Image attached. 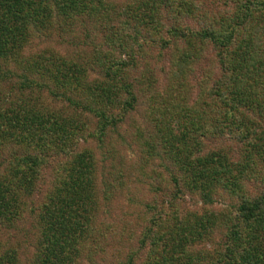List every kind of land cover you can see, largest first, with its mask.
I'll use <instances>...</instances> for the list:
<instances>
[{"label": "trees", "instance_id": "16d2710c", "mask_svg": "<svg viewBox=\"0 0 264 264\" xmlns=\"http://www.w3.org/2000/svg\"><path fill=\"white\" fill-rule=\"evenodd\" d=\"M231 1L233 9L210 12L199 29L172 24L171 39L161 45L170 51L168 83L163 92L154 94L150 125L136 128L134 138L148 133V150L169 162L174 190L166 200L168 210L153 215L142 230L139 243L145 254L140 264H264V188L256 195L244 188L245 174L258 159L264 162V0ZM113 4L107 0H0V80L19 76L16 91L0 101V153L5 146L13 153L0 172V224L10 225L20 217L23 198L30 200L38 191L43 168L60 161L55 169L59 172L35 213L38 253L30 264H78L86 248L94 249L88 241L95 238L99 206L96 163L92 149L78 148L76 139L87 128L85 114L97 118L89 136L104 140L108 129H116L135 109L137 96L119 67L106 66L101 81H90L84 66L54 49L23 61L28 31L88 12L91 17L105 16ZM136 4L134 25L151 29L156 28L155 14L162 10L180 17L196 12L192 0H138ZM134 40L136 45L125 49L130 55L142 48ZM208 48L220 72L214 78L210 73V102H200L207 108L199 112L186 107L190 92L186 79ZM23 89H45L61 105L49 107L38 98L32 100L33 96L25 99ZM197 92L205 93L202 88ZM209 108L207 127L203 122ZM206 133L236 136L243 144L241 160H233L222 148L202 150L200 137ZM182 191L197 193L204 203L225 192L237 197L239 204L235 215L217 211L179 215L176 197ZM230 221L235 222L223 250L192 254L191 246L209 241L216 226ZM15 254L3 251L0 243V264H18ZM134 261L129 255L126 264Z\"/></svg>", "mask_w": 264, "mask_h": 264}, {"label": "rangeland", "instance_id": "374dc122", "mask_svg": "<svg viewBox=\"0 0 264 264\" xmlns=\"http://www.w3.org/2000/svg\"><path fill=\"white\" fill-rule=\"evenodd\" d=\"M108 1L110 5L114 3V9L108 5L113 9L108 15L99 13L91 17L88 12L71 21L46 22L33 32L29 29L30 37L24 44L22 60H31L43 51L54 49L76 65L84 66L90 81L94 78L101 81L106 66L113 70L119 67L127 73L126 80L133 85L132 90L137 96L135 109L124 116L125 121L114 128L115 130L109 128L102 141L89 136L96 127L97 118L84 114V120L88 121L87 128L76 139L78 148L89 147L94 153L96 184L99 190V206L94 221L95 238L94 241H88L93 242L94 249L86 248L78 264H126L129 255L135 257V264H140L145 254V248L139 243L142 230L150 224L153 215L157 216L163 208L168 210L166 200L174 190L169 180V162H163L148 150V133L134 138L136 128L146 129L150 125L149 107L154 94L163 92L168 83L170 51L161 45L164 40L171 39L168 29L172 24L177 22L179 25L185 24L199 29L207 22L210 12L230 11L235 3L231 0H192L196 5L194 15L180 17L162 10L155 14L153 24L156 28L151 29L149 25H134L138 18L132 15L137 14L134 10L138 0ZM53 15L55 18V14ZM126 25L128 26L125 27ZM42 29H45V32H41ZM134 38L139 40L142 48H135L132 51L134 54L130 55L125 49L127 45H136ZM20 70L18 67L17 73ZM219 72L213 51L206 49L186 79L190 85L187 108L205 111L206 105L200 102L210 100V73L214 78ZM18 77L14 74L11 79L0 80V101L16 91ZM200 88L205 91L204 95L198 94ZM23 91L26 93L25 99L33 96L32 100L38 98V101L49 107L61 105V102H53L45 89ZM215 113L217 115V112ZM203 123L207 127L210 126V108L206 111ZM200 138L202 150L205 152L222 148L231 154L233 160H241L243 144L236 136L232 137L226 133L210 136L206 133ZM11 153L12 150L8 146L0 153V172L7 163L5 161L12 158ZM258 160L255 162V168L244 176V188L251 195L258 194L264 188V162ZM59 162L53 160L43 168L38 191L30 200L26 196L23 198L25 204L20 217L10 225L0 224L2 249L14 251L18 264H30L38 253L39 232L35 213L40 211L49 185L55 179L57 171L59 172L55 171ZM212 200V203H204L197 193L182 191L176 197L178 214L217 211L235 215L239 204L237 197L218 192ZM233 222L235 221L216 226L209 241H198L190 247L192 254L202 249H209L213 253L223 250Z\"/></svg>", "mask_w": 264, "mask_h": 264}]
</instances>
